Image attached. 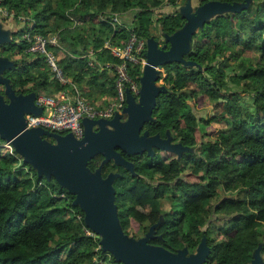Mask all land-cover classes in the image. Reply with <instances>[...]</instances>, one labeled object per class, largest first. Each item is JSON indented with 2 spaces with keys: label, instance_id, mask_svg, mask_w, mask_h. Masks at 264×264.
Listing matches in <instances>:
<instances>
[{
  "label": "trees",
  "instance_id": "16d2710c",
  "mask_svg": "<svg viewBox=\"0 0 264 264\" xmlns=\"http://www.w3.org/2000/svg\"><path fill=\"white\" fill-rule=\"evenodd\" d=\"M210 1L240 10L203 19L185 62L162 65L155 84L163 91L141 131L169 138L179 150L127 154L117 148L132 169L101 153L86 166L103 180L116 175L114 205L128 237L140 240L152 229L150 244L173 253L186 249L188 256L205 237L210 251L202 264H252L257 251L264 262V0H198L199 6ZM167 3L173 10L164 12ZM179 3L185 7L177 0H0L23 24L0 42V59L13 63L0 74L9 84L0 83V95L8 103L7 91L54 94L70 87L56 79L45 55L29 51L35 35L57 34L60 47L48 48L65 76L93 103L95 87L115 99L116 77L107 64L120 60L105 41L124 48L135 33L145 42L143 58L151 41L168 49L166 38L184 29L188 11L199 7ZM115 13L120 19L113 23ZM129 71L141 84L142 62ZM207 106L211 113L199 117L196 110ZM0 142L8 141L0 136ZM18 154L13 146L5 153L0 148V264H124L102 249L98 235L86 234L92 230L76 194ZM168 194L176 208L164 211L160 202Z\"/></svg>",
  "mask_w": 264,
  "mask_h": 264
},
{
  "label": "water",
  "instance_id": "95a60500",
  "mask_svg": "<svg viewBox=\"0 0 264 264\" xmlns=\"http://www.w3.org/2000/svg\"><path fill=\"white\" fill-rule=\"evenodd\" d=\"M223 10L239 11L240 8L218 1H210L199 6L195 12L188 11L189 24L173 36L167 37L170 42L168 49L159 48L151 41L146 55L143 75L140 79L141 92L139 101L128 93L124 115H132L125 122H121V115L116 114L111 120L84 119V137L76 139L72 133L60 135L47 129H25V114H41L42 108L34 103L35 93L15 96L7 91L10 101L5 102L0 95V136L10 142L25 162L32 164L38 174L51 175L76 194L75 203H80L85 211L87 226L101 238L103 250L112 252L114 257L124 264H202L209 254L206 238L202 239L195 255L188 256L187 250L173 253L161 246L149 243L152 229L145 238L136 240L128 237L120 227L117 210L114 205L115 189L112 182L116 175L111 174L103 180L100 171L92 173L86 166L87 162L97 153L115 160L129 169L132 163L126 161L117 148L127 154H137L157 147L169 151H178L179 145L171 144L170 139L161 140L159 136L149 137L148 132L141 134L144 124L152 120V112L156 106L157 95L163 91L155 84L157 73L163 64L171 61L185 62L183 56L188 52V42L197 28L207 19ZM219 11V12H218ZM8 39V35L0 29V42ZM13 63L7 59H0V74ZM0 83L9 89L6 79L0 75ZM98 123V128L94 125ZM43 137L54 138L53 144ZM252 264H264L255 253Z\"/></svg>",
  "mask_w": 264,
  "mask_h": 264
},
{
  "label": "built area",
  "instance_id": "2783aa9c",
  "mask_svg": "<svg viewBox=\"0 0 264 264\" xmlns=\"http://www.w3.org/2000/svg\"><path fill=\"white\" fill-rule=\"evenodd\" d=\"M0 14L3 17L12 19L13 13L0 8ZM119 14H114L112 21H119ZM104 19L105 16H102ZM24 22L25 17H20ZM25 38L30 39V35L25 34ZM60 47V37L57 34L50 36L35 35L33 43L29 49L32 53H40L45 55L46 60L51 67L56 79L62 85H70L69 88L60 90L54 94H47L43 91L35 95L34 103L36 107L42 108L41 114H25V129L43 128L54 132L72 133L73 136L81 140L84 137V119H112L116 114L124 115V102L126 93L135 97H139L141 92L140 84L130 74V66L137 65L142 62V71L146 63L143 58L142 51L145 48L143 39L132 33L124 48L112 45L109 41H105L104 47L109 49L111 54L118 58L120 62L111 65L116 77V98L109 101L108 105L93 103L87 99L82 92L65 76L61 66L58 63V57L53 50L48 47ZM90 65H93L92 62ZM9 147L12 149L10 142H0V148ZM88 236L97 235L89 229L85 230ZM99 237V236H97ZM117 264V263H114Z\"/></svg>",
  "mask_w": 264,
  "mask_h": 264
},
{
  "label": "rangeland",
  "instance_id": "374dc122",
  "mask_svg": "<svg viewBox=\"0 0 264 264\" xmlns=\"http://www.w3.org/2000/svg\"><path fill=\"white\" fill-rule=\"evenodd\" d=\"M177 3H178V5H179L180 9H181V8L183 9V7H185L184 4L179 3L178 0H177ZM180 5H181V6H180ZM190 5H191L192 8H194V7L199 6V2H198V0H190ZM166 7H168V6H166ZM166 7L163 9L164 12H165V11H172V10H173V8H172L171 6H169V8H166ZM218 12H219V11H218ZM3 25H4V26H3ZM22 25H23L22 23H20V24L15 23L13 19H7V18L4 19L3 16L0 14V29L3 30V33H4L5 35H6V33H8V35L11 34L12 31L16 30L17 28L21 27ZM4 27H5V28H4ZM59 52H60V51H59ZM58 56H59V59H60V57L62 56V53L60 52ZM7 58H9V57H7ZM13 58H15V59H20V56H14ZM145 64H147V63H145ZM140 86H141V84H140ZM127 96H128V93H126V97H127ZM135 100H136V102L139 101L138 98H136ZM196 112H197V115H198L199 117H200V116H207L209 113H211V106H207V107L204 108V109H198V110H196ZM131 116H132V115H129L128 117L125 116V117H123V118H120V121L123 123V122H125L127 119L131 118ZM97 120L106 121V120H111V119H96L95 121L97 122ZM224 123H226V122H223V124H224ZM223 124L218 125V126L215 125V127H218V128L220 129V128H222V127L224 126ZM97 128H98V123L94 125V129H97ZM53 133H54V132H53ZM43 138H44V139H49V137H43ZM10 150H11V149H10L9 147H2L1 152H2V153H5V152L10 151ZM18 156H20V155L18 154ZM160 206H161V208H162L164 211H169V210H171V209H173V208H176V207L174 206L173 201H172L171 197L169 196V194H168L164 199L161 200V202H160ZM213 226H214L215 228H217V227L219 226V224L216 222V223H214ZM260 229H261V231L264 232V226H262ZM132 233H134V231L131 230V229H129V234L131 235ZM135 233H137V232H135ZM141 235H142V234H141ZM142 236H143V235H142ZM140 237H141V236H140Z\"/></svg>",
  "mask_w": 264,
  "mask_h": 264
},
{
  "label": "crops",
  "instance_id": "0c3cea01",
  "mask_svg": "<svg viewBox=\"0 0 264 264\" xmlns=\"http://www.w3.org/2000/svg\"><path fill=\"white\" fill-rule=\"evenodd\" d=\"M179 2H180V0H178ZM166 6H171V4H166ZM4 26V25H3ZM5 28V27H4ZM7 35H8V33H7ZM10 35V34H9ZM8 35V36H9ZM109 75H113V72L112 71H109ZM107 99V100H106ZM105 99V97H102V95H101V93H100V91L98 92L97 91V88L95 87L94 88V93L92 94V100H94L95 101V103H99V104H102V103H104L105 102V100L108 102V101H110V100H112V97H110V96H107V98Z\"/></svg>",
  "mask_w": 264,
  "mask_h": 264
},
{
  "label": "flooded vegetation",
  "instance_id": "af4514ba",
  "mask_svg": "<svg viewBox=\"0 0 264 264\" xmlns=\"http://www.w3.org/2000/svg\"><path fill=\"white\" fill-rule=\"evenodd\" d=\"M148 235V234H147ZM147 235H143L141 238H145ZM145 236V237H144ZM154 237V235L152 234L151 237H149V240L152 239Z\"/></svg>",
  "mask_w": 264,
  "mask_h": 264
}]
</instances>
